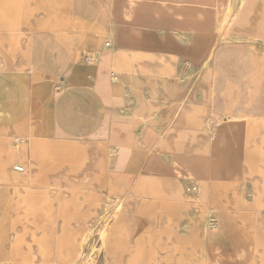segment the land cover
Returning a JSON list of instances; mask_svg holds the SVG:
<instances>
[{
	"label": "crops",
	"instance_id": "obj_1",
	"mask_svg": "<svg viewBox=\"0 0 264 264\" xmlns=\"http://www.w3.org/2000/svg\"><path fill=\"white\" fill-rule=\"evenodd\" d=\"M128 1L0 0V233H5L0 259L12 231L15 187L51 193L56 185L48 178L14 181L13 160L24 155L16 137L28 152L40 120L38 104L53 105L63 92L94 94L97 66L82 58L103 52L112 60L109 72L118 76L109 89L102 87L103 109L75 110L67 119L79 121V134L50 141L57 148L73 146L81 156L79 172L51 193L57 201L51 262L75 263L104 206L132 197L137 215L124 208L121 220L111 221L101 264H138L141 258L159 259L154 264H264V39L258 46L247 39L236 46L220 40V54L205 70L178 52L153 68L141 61L137 48L134 53L128 46L104 45L110 22L131 41L151 31L169 47L177 48L171 38L187 47L193 41L189 27L215 31L218 10L209 9L219 0L171 8L141 0L132 9ZM20 74L25 78H12ZM103 76L110 80L108 72ZM184 94L199 97L181 110ZM47 120L53 132L56 115ZM87 157L93 170L82 177ZM197 218H206L203 226L211 220L219 227L200 233ZM204 233L207 261L202 263L194 249L199 256ZM219 238L224 242L217 247ZM184 241L191 242L189 248L177 250ZM186 255L191 263L180 259Z\"/></svg>",
	"mask_w": 264,
	"mask_h": 264
},
{
	"label": "rangeland",
	"instance_id": "obj_2",
	"mask_svg": "<svg viewBox=\"0 0 264 264\" xmlns=\"http://www.w3.org/2000/svg\"><path fill=\"white\" fill-rule=\"evenodd\" d=\"M140 1L141 0H139L136 5H138ZM196 1L197 0H180V3L182 5H186L192 2H196ZM229 1L230 0H219L215 4L216 7H214L213 9H209V10L210 11L218 10L220 17L224 20L226 17L225 15L227 13ZM209 3H212V2H209ZM244 10H246L248 13L246 11L244 13L242 12L243 13L242 17H238L237 22L233 23L234 25L233 24L229 25V28L228 26L227 28L225 27L224 32L238 33L239 35H241L240 42H238L237 44L242 43L246 39L249 41L250 34L247 31L245 32L244 30L235 27V25L242 27L243 24L245 23L244 21V19H246L245 16L247 17L250 14L257 13L259 15V26L258 27L260 28H259L258 34L256 35L257 37L256 42L250 45L258 46L259 40L262 38L264 39V25H262V23L264 22V0H248L245 4ZM118 30H119L118 31L119 35L117 38L119 39L118 42L121 45V49L124 50L123 46H128L130 50H132L131 48H133V52L137 53L136 51V48H137V50L139 49V52L141 53L140 58H143L146 54H148V52L150 51L148 50L149 48H160L163 50L165 49L168 50L170 54L172 52H178L179 54L183 53L182 54L183 56L188 57L191 62L193 61L192 63L197 64V65L199 64L200 67H201L202 62L206 58L208 52L203 50V53L202 51L200 53V50L203 47L201 43L197 47L198 42L202 41L203 46H205V42H207V44L209 43L214 44V41L218 45L220 40H221L220 44H223V45L227 44L229 46L231 44L226 38V36L220 38L219 31L215 29L214 30L216 32L214 31L213 33L200 32V31L199 33L198 30L194 31L192 33L193 41L187 47H180V44H179L180 41L171 38V40L175 41L174 43H175V47H177L176 49L163 48L165 47V45H168V44L163 41L162 35L159 36L155 32L144 31L145 32L144 37H141L137 40H135V38L133 37L132 39L133 42H132L130 39H128L129 37L127 36L125 37V34L121 32V28L119 25H118ZM254 51L259 52L260 49L258 48V49H255ZM126 52L129 53L128 51ZM93 57L94 55L86 54L83 56L82 62H87V63L89 62L90 64H94L93 62L90 61V59ZM124 57L125 56H121V60H120L121 63H126L125 62L126 60L124 59ZM105 58L106 57L104 55L101 56L99 59V62L97 64H94L95 66L99 65L97 67V75H99L100 72L102 71V67H108L110 69V65L112 62H110L109 60ZM9 61L11 62V60ZM14 61L15 60L13 59V62ZM116 63H118V61H116ZM14 71L16 70L14 69ZM112 75L113 73L109 72L108 77H110V80L108 78H106L105 80L108 89L110 88V85H109L110 82L112 81L116 82L113 80ZM12 78L15 81H20L25 78V75L24 74L13 75ZM201 85H203V82L201 83ZM65 95H69L71 99L78 100L77 105L75 102L74 111L82 110L83 112H88V113H94L95 111L93 107L94 103L97 102L99 99L101 101L103 100L102 99V87L99 86V87H95L94 94H90L89 91H86L85 94H80V95H77L73 92L69 94L67 92H63L60 94L58 99L55 98L56 101L54 102L53 105L51 104L46 107L50 106L51 108H53L55 106H58L59 102L63 100L62 97H64ZM190 96L193 102L195 101V99H197V96L195 94H190ZM40 106L42 105L38 104L37 112L39 111L38 108ZM240 127H242V129H245L244 130L245 132L248 131L247 125H244V126L241 125ZM52 135L51 137L53 138L54 137L60 138V134H55V132ZM75 136L77 135L71 134L70 138L65 139V140H70L71 138H75ZM33 138L35 139L36 137H34V135L33 136L31 135L29 139V146ZM36 139L37 140L39 139L40 141L41 136H37ZM63 150L67 151L68 155L69 156L71 155L73 157H75L76 156L75 154L78 152L77 149L74 148L73 146L70 148L63 149ZM194 164L195 163H193V167L197 168L196 164L195 165ZM15 197H16V208L14 209L13 213L9 217L11 221L10 227L12 231L7 233L8 238L6 239V241H4V245L5 244L7 245L8 243L9 245L8 247L6 246L7 253H5L6 255L3 260L0 259V263L2 264H54L51 262V260L55 252L54 243L57 237V231L55 229L56 227L55 210H56V203H57L56 196L52 195L49 190L33 189L29 187H22V188L15 187ZM108 203L109 204H106L104 206V209H103L104 212L102 216L97 218V220L94 223L95 224L94 227H90L89 231L87 232V235L84 237V240L82 241L83 246H82L81 252L79 256L77 257L76 262L73 264H101L102 262H98V258L101 256L103 252H105V248H106L105 239L109 231V226H110L111 221L121 220V218L126 214L125 211H123L124 208L134 211V206H135L136 201L132 197H127L124 199H121V198L117 199L116 201H110ZM105 207H108L109 209L105 211ZM117 207L119 208L118 212L116 211ZM133 214L137 215L135 211L133 212ZM203 221H207L206 218L198 219L197 225L199 226L200 233L204 231L207 234L209 229L207 230V227L203 226L202 224ZM104 227L107 230H106L105 237L103 239L102 232L104 230ZM218 227H219L218 225H215V228L218 229ZM140 229L142 230V227ZM0 234L5 235V233H0ZM11 234H12V239L9 240ZM206 234L204 233V235L202 236L201 250L199 249L200 251L199 256H197L198 248L196 247L194 249V251H196V256L194 257L200 258L202 260V263L207 261L206 250H207L208 242L206 241ZM222 240L223 238H219V240H216V241H220V243L217 244V247L223 245L224 241ZM232 241H233L232 242L233 246H238L237 242L234 241V239H232ZM190 243L191 242L189 241H184L183 245L177 246V250H180V251L182 250L185 252V250L189 248L188 246H190ZM142 246H143V243H142ZM217 247L216 249L218 250ZM170 252H168V254H170ZM180 259H182L183 261L187 263L192 260V257L191 255L189 256L186 255V256L181 257ZM155 260L158 261L159 259L153 260V259H142L141 258L137 260V263L138 264H154V262H156ZM175 260L176 258L170 257L168 261L174 262Z\"/></svg>",
	"mask_w": 264,
	"mask_h": 264
},
{
	"label": "bare ground",
	"instance_id": "obj_3",
	"mask_svg": "<svg viewBox=\"0 0 264 264\" xmlns=\"http://www.w3.org/2000/svg\"><path fill=\"white\" fill-rule=\"evenodd\" d=\"M138 1L139 0H129L128 1L129 8L132 9V7H134ZM157 1L160 4H162L163 6L165 5L169 8H171L172 5L173 6L182 5L180 3V0H157ZM213 1L214 0H208V2H213ZM247 1L248 0H230L228 8H227V13L225 15L226 17L224 20L220 17L219 11L217 12L218 15H217V20H216V24H215L214 29L219 31L220 38L226 36L228 41L232 42V44L234 46H236L237 43L240 42L241 35H239L238 33H226V32H224V29H225V27L227 28V26H228V28H229V25L236 23L238 17H242V14L246 11V10H244V7H245V4ZM245 18L246 19L243 18L245 23L243 24L242 27H239L238 25H235V27L240 28V29L244 30L245 32L247 31L250 34L249 42H250V44H253L254 42H256V39H257L256 35L258 34L259 28H260V27H258L259 26V15L257 13H254V14H250L247 17L245 16ZM188 29L191 33L196 31L194 27H189ZM118 31H119L118 25L114 24L113 22H110L109 32H108V33H110L109 38L106 40L104 45H106L108 41L110 42L112 47H115L116 44H119V42H118L119 39L117 38L119 35ZM200 43L203 47L200 50V53H201V51L203 53V50L208 52L206 58L204 59V61L201 64V69L205 70V69H208L212 66L211 61L216 59V57H218V54H220V49H218V46L215 43V41H214V44H210V43L207 44V42H205V46H203V42L201 41V42H198L197 47ZM163 48L169 49L172 47H169V45H165V47H163ZM120 49H121V47H120ZM148 50H150L148 52V54H146L143 58H141V61H143V63L146 64L147 66H152L153 68H156L159 65H161L163 60H165V59L169 60L171 58V54H169L170 52L166 49L163 50L160 48H149ZM181 54H183V53H181ZM101 56H103V52L98 53L95 57L91 58L90 61L93 62L94 64H97L99 62V59ZM105 57H106L105 59L112 62V60L110 59L109 56H105ZM153 57L156 60L155 62L151 61L152 60L151 58H153ZM115 62H116V60H115ZM104 72L109 73V68L108 67H102V71L100 72L99 75H97L98 78H97L96 87L100 86V87H104L105 89H107V85H106V81H105L106 78H104V76H103ZM242 72H244V70ZM112 78L114 81L117 82L118 76L116 74H113ZM198 95H199V93H198ZM198 95L196 94L197 99L199 97ZM59 96H60V94L57 95L55 98L58 99ZM183 96H184L183 99L178 102V107L181 110L186 109L187 107H189L191 104L194 103L190 94L189 95L184 94ZM62 99L63 100L59 102L58 106H55L53 108H51L50 106L49 107L40 106L38 108L39 111L36 113H37L38 118H40V120L38 119L36 127L32 131L33 132L32 136L34 135V137H36V138H37V136H41V139L39 141V139L37 140L36 138L35 139L33 138V140L31 141V144L29 146L30 149L28 152H26V149H24V148L22 149V147H21L22 139L16 137V142L18 145L17 149L19 150L20 154H22V155L24 154V155L14 158L13 165H12V169H13L12 171H14V181H16V178L18 177L21 179L20 183L25 182L24 181L25 179L30 180L32 183H39V182L44 183L45 181L48 182L47 181V178H48V180H51V182L56 183L55 186H52V189H51L52 194H54L55 191L58 189V185L61 186L60 181L63 178H65V177L74 178L75 173L79 172V169H80V162L79 161L81 160V156H80L79 152H77L75 154L76 155L75 157H73L71 155L69 156L67 151L63 150L62 148H57L56 145L53 146L52 143L50 142L51 140H53L51 135L54 132H55V134H60L59 139H62V140L70 138L71 134H76V135L79 134V129H80V128H78L79 121H77L75 119H69V120L67 119L69 114H72L74 112V109H75L74 101L75 100L71 99L69 97V95H65L64 97H62ZM100 101L101 100L99 99L97 102L94 103L93 107L95 110H97V109L102 110L103 109V107H102L103 100L101 102ZM126 108L128 110V109H130V106L127 105ZM53 114L56 115V117H57V125H56V129L52 132L51 131V129H52L51 123L49 120H47V118L53 116ZM44 118H46V119L44 120ZM66 125H69L70 127L67 128ZM140 134H142V132H140ZM54 138H58V137H54ZM83 161L86 162L87 165L81 172L82 177L91 173L93 170L92 163L89 161L88 157L86 160L82 159V162ZM117 206H118V204H117ZM108 209H109L108 207H105V211H107ZM118 209L119 208L117 207L116 208L117 212H118ZM212 215H213V212H211V216ZM94 225L95 224L92 223L91 227H94ZM204 225L210 229L215 228V225L213 224V222L211 220L204 223ZM187 227L188 226L186 224V226H184L183 232H186ZM106 230L107 229L104 227V230L102 232V238L103 239L105 237ZM10 239H12V234L10 236ZM0 264H2V263H0Z\"/></svg>",
	"mask_w": 264,
	"mask_h": 264
},
{
	"label": "built area",
	"instance_id": "obj_4",
	"mask_svg": "<svg viewBox=\"0 0 264 264\" xmlns=\"http://www.w3.org/2000/svg\"><path fill=\"white\" fill-rule=\"evenodd\" d=\"M109 45H110V42L108 41L107 44H106V46H109Z\"/></svg>",
	"mask_w": 264,
	"mask_h": 264
}]
</instances>
